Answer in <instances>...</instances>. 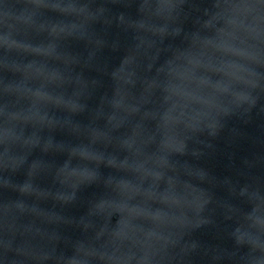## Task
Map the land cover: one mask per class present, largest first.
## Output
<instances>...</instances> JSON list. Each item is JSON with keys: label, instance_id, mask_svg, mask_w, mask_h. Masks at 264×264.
I'll use <instances>...</instances> for the list:
<instances>
[{"label": "water", "instance_id": "95a60500", "mask_svg": "<svg viewBox=\"0 0 264 264\" xmlns=\"http://www.w3.org/2000/svg\"><path fill=\"white\" fill-rule=\"evenodd\" d=\"M0 264H264V0H0Z\"/></svg>", "mask_w": 264, "mask_h": 264}]
</instances>
